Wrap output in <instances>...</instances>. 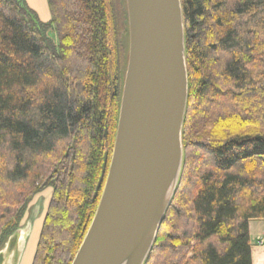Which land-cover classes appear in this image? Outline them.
Returning a JSON list of instances; mask_svg holds the SVG:
<instances>
[{
  "label": "trees",
  "instance_id": "obj_1",
  "mask_svg": "<svg viewBox=\"0 0 264 264\" xmlns=\"http://www.w3.org/2000/svg\"><path fill=\"white\" fill-rule=\"evenodd\" d=\"M53 48L0 0V248L53 192L31 264H71L117 130L129 31L118 0H48ZM188 101L177 189L146 264H252L264 218V0H181Z\"/></svg>",
  "mask_w": 264,
  "mask_h": 264
},
{
  "label": "water",
  "instance_id": "obj_2",
  "mask_svg": "<svg viewBox=\"0 0 264 264\" xmlns=\"http://www.w3.org/2000/svg\"><path fill=\"white\" fill-rule=\"evenodd\" d=\"M129 49L103 191L71 264H146L177 189L188 71L181 0H126ZM0 248L19 264L36 212Z\"/></svg>",
  "mask_w": 264,
  "mask_h": 264
},
{
  "label": "rangeland",
  "instance_id": "obj_3",
  "mask_svg": "<svg viewBox=\"0 0 264 264\" xmlns=\"http://www.w3.org/2000/svg\"><path fill=\"white\" fill-rule=\"evenodd\" d=\"M17 1L21 5V7H23L25 9V11L28 13L29 17L34 21L38 30L49 41L51 46L53 48H56L57 44H58V40H57L56 31L51 24L52 17L50 14L51 12H50V8H49L48 0H17ZM118 2L120 4V7L122 8V10H126V12H127L126 0H118ZM52 192H53V187L47 186L43 190H41L40 192L36 193L33 196L32 201L29 203V205L27 207L26 213L23 215V218L20 220V225L23 223L25 217L29 216L31 208L35 207V205L37 208V211H36L37 213L35 212L36 216L39 214L40 210L43 208L41 211V214H39V217L37 219L39 224L41 223L43 217L45 218L44 211H45V215H46V209H47V206L49 204V200H50V197L52 195ZM34 218L35 217H33V219ZM41 224H43V222ZM39 236H40V233H39ZM39 236H38V240H39ZM38 240H37V243H38ZM37 243L35 245L32 256H30L31 260H30L29 264L32 263V260L34 258ZM26 251H27V247L24 248L23 257L21 258L19 264H25V260L27 259V258H25V255L27 256Z\"/></svg>",
  "mask_w": 264,
  "mask_h": 264
},
{
  "label": "crops",
  "instance_id": "obj_4",
  "mask_svg": "<svg viewBox=\"0 0 264 264\" xmlns=\"http://www.w3.org/2000/svg\"><path fill=\"white\" fill-rule=\"evenodd\" d=\"M42 209L40 210L39 214H41ZM36 211H37V209H36ZM39 214L36 216L34 213L33 217H35V218L33 219V217H32V219H31V230L29 233V237L26 240L25 247L28 246V243H29L31 236L34 233L35 229H36V232L38 231L39 227L36 228V226L37 225L39 226V223L37 224V222H38L37 219L39 217ZM27 218H28V216L25 217L23 223L27 220ZM248 228H249V236H250V243H251V261H252V264H264V218L250 219L248 222Z\"/></svg>",
  "mask_w": 264,
  "mask_h": 264
},
{
  "label": "bare ground",
  "instance_id": "obj_5",
  "mask_svg": "<svg viewBox=\"0 0 264 264\" xmlns=\"http://www.w3.org/2000/svg\"><path fill=\"white\" fill-rule=\"evenodd\" d=\"M44 216H45V211H44ZM43 220H44V217H43L41 223L43 222ZM38 223L39 222H37V224ZM41 223L39 224V226L38 225L36 226V228L39 227L38 228V231L36 232V229H35L34 233L31 236V239H30V241L28 243L27 251H26L27 256L25 255V258H27L25 260V264H29L30 263V260H31L30 259L31 258L30 256H32V254H33V251H34V248H35V245L37 243L38 236H39V233H40V230H41V227H42V224Z\"/></svg>",
  "mask_w": 264,
  "mask_h": 264
}]
</instances>
